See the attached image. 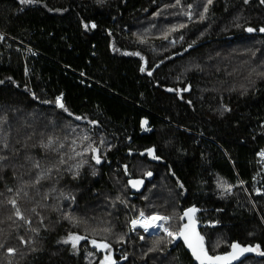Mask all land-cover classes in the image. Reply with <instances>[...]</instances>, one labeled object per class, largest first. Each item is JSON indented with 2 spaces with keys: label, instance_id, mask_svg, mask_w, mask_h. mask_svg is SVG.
Wrapping results in <instances>:
<instances>
[{
  "label": "trees",
  "instance_id": "1",
  "mask_svg": "<svg viewBox=\"0 0 264 264\" xmlns=\"http://www.w3.org/2000/svg\"><path fill=\"white\" fill-rule=\"evenodd\" d=\"M261 28L262 0H0V264H194L130 231L191 207L208 254L264 252Z\"/></svg>",
  "mask_w": 264,
  "mask_h": 264
},
{
  "label": "snow or ice",
  "instance_id": "2",
  "mask_svg": "<svg viewBox=\"0 0 264 264\" xmlns=\"http://www.w3.org/2000/svg\"><path fill=\"white\" fill-rule=\"evenodd\" d=\"M22 3H31L32 0H21ZM177 3L180 2V0H176ZM245 3L248 2V0H244ZM264 2V0H262ZM208 3L211 4L212 0H208ZM205 11H207V8H205ZM189 18L191 19V16L189 15ZM87 28L88 26L85 25ZM92 27H95V25H92ZM175 30V29H173ZM248 32H252V28L247 29ZM261 32H264V28L260 29ZM138 55V53H137ZM143 71V69H142ZM151 75V73H149ZM171 91V89H169ZM57 104L63 108L64 105L60 103L59 100H57ZM76 119H81L80 117H76ZM144 123H147L146 121ZM63 147V145H61ZM74 151V149H73ZM91 151L95 153L97 150L95 148H92ZM81 153H77V155H80ZM261 156H264V153H261ZM97 164H99L101 161L98 156L93 157ZM155 158V157H154ZM0 159H3V157H0ZM63 163V161H61ZM38 166V165H37ZM148 175H151V173H148ZM40 179H43V176L40 177ZM39 182V179L37 180V183ZM132 185L135 187L137 184L142 183V181H131ZM13 206H15V201H11ZM196 209H189L187 212L184 213V216L188 217L189 222L187 224L182 225L180 229H178L176 232L171 231L169 228L164 227V224L158 223L159 221H164V223H168L171 219L170 217L165 216H148L145 217L144 213H140L141 219L139 220H133L131 223L133 227L135 228L137 225L144 229L145 232H147L151 228H160L162 229L168 237L171 238L172 241H175L178 238H182L184 240V243L188 246V248L191 250L193 257L199 261V264H232V261L239 259L244 253L246 252H252L256 251L259 255L264 256V252L259 251V246H257L255 249L251 247H241L239 244H232L231 248L232 251L229 252L226 255H217L212 256L208 254V251L205 249L204 245V237L201 236L198 232L195 230V220L193 219V215L195 213ZM16 215L20 217V211L19 209L16 210ZM23 219V217H20ZM183 219V217H181ZM85 239V237L76 236V235H70L68 239L62 241L64 244H71L72 248H77V245L80 240ZM143 239V237H141ZM93 245H95L97 248H107V244H97L95 240L92 241ZM12 249H9V253H12ZM105 261L107 264H115L114 261H111L110 257H105Z\"/></svg>",
  "mask_w": 264,
  "mask_h": 264
},
{
  "label": "water",
  "instance_id": "3",
  "mask_svg": "<svg viewBox=\"0 0 264 264\" xmlns=\"http://www.w3.org/2000/svg\"><path fill=\"white\" fill-rule=\"evenodd\" d=\"M154 179V175H146L144 178H134V179H130L128 180V186L129 189L131 191V197L132 199H135L137 197V195L142 194L143 191L145 190V187L147 185V183L149 181H152ZM131 181H142V183L137 184L135 187L132 185ZM189 209H196V208H188L186 210L183 211L182 217L183 219H181L183 225L187 224L189 222L188 217L184 216V213L187 212ZM200 213V211L198 209H196L194 215H193V219L195 220V230L196 232H198L200 234V229L202 228H206L208 226H211L210 224H199L197 221V216ZM178 244H183L185 250L187 251V253L190 255L192 261L194 264H199V261H197L193 255L191 250L188 248V246L184 243V240L182 238H178L175 241H173V248H175ZM102 245V244H100ZM95 246V245H93ZM107 248H101V251L106 250ZM210 255V254H209ZM233 262V261H232Z\"/></svg>",
  "mask_w": 264,
  "mask_h": 264
},
{
  "label": "rangeland",
  "instance_id": "4",
  "mask_svg": "<svg viewBox=\"0 0 264 264\" xmlns=\"http://www.w3.org/2000/svg\"><path fill=\"white\" fill-rule=\"evenodd\" d=\"M262 159H264V156H262ZM144 215H145V217H148V216H162V215H159V214L147 215V214H145V213H144ZM139 219H141L140 214H139L138 217L133 218L132 221H133V220H139ZM132 221H131V222H132ZM131 222H130V231H131V233H139V232H141L139 235H140L141 237H143V239H144L145 237H147V236H149V237H155V238H158V237H160V236H162V235L167 236V234H166L162 229H160V228H157V229H154V230L152 229V230L149 231V232H145V231H144L143 229H141V228H138V227H135V228H134ZM158 223H160V224H164V227H167V228H168V226H169V222H168V223H164V221H159ZM76 236H78V235H76ZM143 239H142V240H143ZM80 242H81V240L79 241V243H80ZM79 243H78V245H79ZM78 245H77V246H78ZM105 257H110L111 261H114V260H115V254H114L113 252L109 251L108 253L105 254L104 258H102V259L99 261V264H107V262L105 261Z\"/></svg>",
  "mask_w": 264,
  "mask_h": 264
},
{
  "label": "bare ground",
  "instance_id": "5",
  "mask_svg": "<svg viewBox=\"0 0 264 264\" xmlns=\"http://www.w3.org/2000/svg\"><path fill=\"white\" fill-rule=\"evenodd\" d=\"M137 227H138V228H141V227H139L138 225H137ZM141 229H143V228H141ZM152 229L154 230V229H157V228H151V229H149L147 232L151 231ZM143 230H144V229H143Z\"/></svg>",
  "mask_w": 264,
  "mask_h": 264
},
{
  "label": "built area",
  "instance_id": "6",
  "mask_svg": "<svg viewBox=\"0 0 264 264\" xmlns=\"http://www.w3.org/2000/svg\"><path fill=\"white\" fill-rule=\"evenodd\" d=\"M262 157V156H261ZM137 227V226H136Z\"/></svg>",
  "mask_w": 264,
  "mask_h": 264
}]
</instances>
